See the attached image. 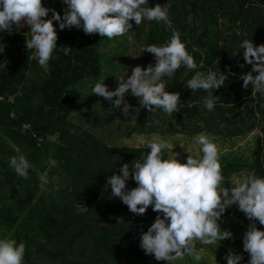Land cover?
Returning a JSON list of instances; mask_svg holds the SVG:
<instances>
[{
	"label": "trees",
	"instance_id": "obj_1",
	"mask_svg": "<svg viewBox=\"0 0 264 264\" xmlns=\"http://www.w3.org/2000/svg\"><path fill=\"white\" fill-rule=\"evenodd\" d=\"M157 4L169 6L172 26L144 19L138 33L149 45L162 46L177 32L197 67L188 70L182 65L166 89L180 94V111L170 118L162 109L153 116L141 108L143 117L133 129L162 135L206 132L230 139L259 128L262 135L257 136L253 162L224 160L221 166L225 186L232 174L243 170L264 177V95L252 96V85L243 87L241 77L252 65L239 49L244 39L254 46L264 44V0H148L149 7ZM27 35L24 30L0 33V239L11 233L18 243H26L24 264H167L140 246L142 234L162 213L150 205L145 214H134L111 195L107 184L110 176L121 174L123 164L131 170L149 149L109 147L73 121L85 99L79 85L101 78L105 60L112 65L104 53L112 39L83 30L57 32L52 59L40 66L32 58L34 50L26 48ZM64 47L71 48L68 55ZM210 70L226 76L224 85L213 90L218 99L212 111L204 107L206 91L186 86L197 71ZM19 154L33 165L27 179L9 167V158ZM169 154L165 151L164 158ZM50 158L57 165L50 169L51 183L44 190L39 175ZM55 176L63 179L62 187H57ZM137 186L131 178L126 182L128 190ZM84 206L87 210L80 211ZM234 246L242 253L240 264H248L243 241L235 239ZM191 261L184 257L178 264ZM215 263L223 264L218 259L210 264Z\"/></svg>",
	"mask_w": 264,
	"mask_h": 264
},
{
	"label": "clouds",
	"instance_id": "obj_2",
	"mask_svg": "<svg viewBox=\"0 0 264 264\" xmlns=\"http://www.w3.org/2000/svg\"><path fill=\"white\" fill-rule=\"evenodd\" d=\"M64 3L67 8L61 16L55 9L46 7L43 0H0V31L11 32L13 25L17 28L28 25L30 38L26 39V48L34 50L32 58L38 59L40 66H46L57 49L58 35L53 21L59 22L61 30L82 28L86 35L99 34L108 39L127 34L133 28L131 21L137 26L144 19L163 21L169 28L172 26L168 16L169 6L157 4L149 7L148 0H64ZM49 12L52 16L46 19ZM239 49L244 50V61L252 65L251 71L241 77L243 87L252 85V96L256 93L264 95V44L254 46L252 40L244 39ZM3 51L4 48H0V52ZM63 51L68 55L71 48L64 47ZM144 51L153 54L154 65L149 64L146 69L136 66L130 76L115 77L118 87L114 90H109L103 82L96 83L91 88V94L111 101L114 109L123 106L122 111L127 114L132 106L124 98L130 91L131 95L139 98L140 106L135 108L137 113L140 108H146L155 116L156 110L162 109L171 118L174 112L181 109L180 94L167 91L163 77H172L182 65L193 70L197 64L175 31L166 44L147 45L142 49ZM200 66H204L203 62ZM225 80L226 76L222 73L218 75L216 71L210 70L207 74L197 71L186 86L192 91H206L208 95L203 97L204 107L212 111L218 99L213 90L224 85ZM152 122L159 124L160 120ZM183 140V136L178 138L180 146L189 153L186 163H181L175 156L164 158L165 151L173 148L168 141L155 137L137 138L135 147L149 149L147 154L134 161L131 170L125 163L120 168L121 174L107 179L111 195L120 198L134 214H145L150 205L153 211L162 213V217L157 215L147 232L142 234L141 248L146 254L154 255L157 261H166L167 264L185 256L199 262L204 256L203 249H197V243L202 246L217 245V242L232 237L230 231H221L218 221L226 208L237 204L252 222L243 238V249L250 256L248 264H264V230L256 226V221L264 225V177L257 176L255 171L248 172L239 177L233 176L228 181L230 187H225L220 152L213 142L214 138L200 132L187 148ZM193 152L195 156L191 154ZM8 163L23 179L28 178L29 169L33 167L24 154L10 157ZM56 165L57 161L50 158L48 168L39 175L42 189L47 190L46 186L51 183L49 171ZM130 178L138 186L128 190L126 182ZM79 210L86 211L87 207ZM25 253L26 243H18L11 233L0 239V264H24ZM225 258L227 264H240L242 260L241 255L231 250Z\"/></svg>",
	"mask_w": 264,
	"mask_h": 264
},
{
	"label": "rangeland",
	"instance_id": "obj_3",
	"mask_svg": "<svg viewBox=\"0 0 264 264\" xmlns=\"http://www.w3.org/2000/svg\"><path fill=\"white\" fill-rule=\"evenodd\" d=\"M46 7L50 9H55L57 12L63 16L67 5L64 0H43ZM52 13L49 12L46 19H50ZM56 31H70L69 28L61 30L59 28V22L53 21ZM133 28L124 36L115 37L112 42L105 46L104 53L105 56L111 59L112 65H106L105 60V74L98 79L86 80L84 83L80 84L78 89L84 93L85 99L82 101V106L77 111L73 121H76L79 125L96 133L100 141L105 143L107 146H128L135 147L137 138H162L169 142L170 146L173 148L170 151L169 157H174L181 163H186L189 153L180 146L178 138L183 136V143L185 148H187L193 137L196 135H186V134H176V135H162L158 133H139L133 128L140 117H143V110L137 113L135 108L139 107V98L135 97L129 93L125 95V101L131 105L129 112L127 114L123 113L121 108H113L112 102L106 100L105 98L91 94V88L96 83L103 82L108 86L109 90H114L118 87V82L115 77L121 75L128 76L131 75L132 69L136 66H141L146 69L149 64H155V58L153 54L146 51L142 52V49L149 45L145 40L144 36L138 33V26H135L134 21H131ZM72 30H83L82 28L77 29L72 27ZM24 30L30 38V27L24 24L22 27L17 28L15 25L12 27L11 32H19ZM0 33H9V31H0ZM172 77L165 79L163 82L166 84V89H168L172 83ZM115 97L113 98V100ZM258 135H262L259 128L248 132L239 138H223L221 136L210 135L214 138V143L217 145L220 152L219 162L222 165L224 160H229L238 163H252L254 158V148L256 145V139ZM136 148V147H135ZM193 156L196 155L195 152L191 153ZM202 156V153H200ZM248 170H243L232 174L229 180L233 176L239 177L242 174H247ZM55 183L57 187H62L64 181L59 176H55ZM225 187H230V183ZM218 223L220 224L221 231L228 230L232 233L230 239H226L221 242H217V245H207L202 246L197 243V249H203L204 259L202 261L208 260L207 263H211V260L218 259L219 262L227 264L226 254L231 250L234 254L242 256V253L238 252L234 246L235 239H241L243 241L244 235L249 228L250 223H252L245 214L239 210L237 204L231 205L226 208L225 212L221 215ZM257 228L264 230V225L259 224L256 221ZM188 258V259H187ZM186 260H192L196 262L195 264H204L202 261H194L190 256H185ZM184 261V260H183ZM190 262V264L192 263ZM182 259H178L174 263H181ZM187 263V262H186ZM216 264V263H215Z\"/></svg>",
	"mask_w": 264,
	"mask_h": 264
},
{
	"label": "crops",
	"instance_id": "obj_4",
	"mask_svg": "<svg viewBox=\"0 0 264 264\" xmlns=\"http://www.w3.org/2000/svg\"><path fill=\"white\" fill-rule=\"evenodd\" d=\"M173 264V263H172ZM174 264H178V263H174Z\"/></svg>",
	"mask_w": 264,
	"mask_h": 264
}]
</instances>
